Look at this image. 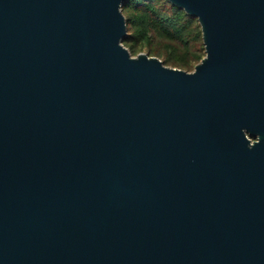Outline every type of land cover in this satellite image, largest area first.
<instances>
[{
	"label": "water",
	"instance_id": "water-1",
	"mask_svg": "<svg viewBox=\"0 0 264 264\" xmlns=\"http://www.w3.org/2000/svg\"><path fill=\"white\" fill-rule=\"evenodd\" d=\"M128 1L0 0V264H264V0H167L191 73Z\"/></svg>",
	"mask_w": 264,
	"mask_h": 264
},
{
	"label": "trees",
	"instance_id": "trees-1",
	"mask_svg": "<svg viewBox=\"0 0 264 264\" xmlns=\"http://www.w3.org/2000/svg\"><path fill=\"white\" fill-rule=\"evenodd\" d=\"M123 15L131 56L145 52L188 73L206 57L199 22L167 0H130Z\"/></svg>",
	"mask_w": 264,
	"mask_h": 264
},
{
	"label": "rangeland",
	"instance_id": "rangeland-1",
	"mask_svg": "<svg viewBox=\"0 0 264 264\" xmlns=\"http://www.w3.org/2000/svg\"><path fill=\"white\" fill-rule=\"evenodd\" d=\"M145 53V52H144ZM191 73V72H190Z\"/></svg>",
	"mask_w": 264,
	"mask_h": 264
}]
</instances>
